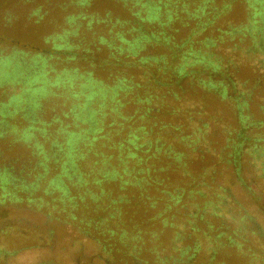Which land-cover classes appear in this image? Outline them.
<instances>
[{
    "label": "trees",
    "instance_id": "1",
    "mask_svg": "<svg viewBox=\"0 0 264 264\" xmlns=\"http://www.w3.org/2000/svg\"><path fill=\"white\" fill-rule=\"evenodd\" d=\"M108 1L116 13L67 16L49 50L0 38L11 45L0 49V211L21 214L0 223L15 242H0V264L52 250L57 228L99 246L76 264H194L204 253L205 264L219 253L264 264V245H250L263 234L227 183L264 193V0ZM45 74L56 101L44 83L30 87ZM27 90L34 101L21 104Z\"/></svg>",
    "mask_w": 264,
    "mask_h": 264
},
{
    "label": "rangeland",
    "instance_id": "2",
    "mask_svg": "<svg viewBox=\"0 0 264 264\" xmlns=\"http://www.w3.org/2000/svg\"><path fill=\"white\" fill-rule=\"evenodd\" d=\"M71 0H31L30 3L24 5L22 0H0V38L8 37V39H15L21 42L27 43L30 46L37 47V52L45 51L51 49L53 46V36L57 32H62L63 27L66 26L67 16H70L72 13H77L81 8L86 11V13L92 12H100L104 13L107 10L115 11L118 7H113L112 4L108 0H93L89 5H80L73 2L70 3ZM44 5L49 12V14H44L45 10L42 9L40 14H44L43 18L38 19V16H32L30 19L28 18L29 14L32 12L33 8ZM67 5V6H66ZM10 10L11 13L14 12L15 18L9 22L6 18V12ZM237 18L242 16V11L239 8H236ZM116 13V11L114 12ZM42 14V15H43ZM37 20V22H36ZM70 40H74L77 38L74 34H69ZM5 42V41H4ZM11 47V45L0 44V49H6ZM10 51V48L8 49ZM61 69V68H59ZM61 71V70H60ZM55 75V73H52ZM36 83H44L45 85V93L47 96L51 95L55 97L54 93H51L48 89L49 87L59 88L58 84L52 82V77L49 74H45L42 76H33L30 81V87ZM30 91H26L25 94L21 96V104H30L34 100L30 99ZM64 90L59 89L56 90V94L61 93L60 97L64 96ZM0 90V94H1ZM56 101V97L52 98ZM59 99L62 101V98ZM46 102V101H44ZM48 104L44 103V109L48 107ZM21 110V109H20ZM47 113H40L43 115L45 119L51 118V111H46ZM257 115V114H256ZM259 116V115H258ZM13 123H16V126L20 129L26 126L27 120L18 117V119L14 120ZM2 146V145H1ZM256 177L255 173L252 172V177ZM228 185L231 187V190L234 192L237 200L243 204V206L248 211L249 215L253 218L252 228L259 229L264 237V213L259 210V202H255V195H260L263 193V189L260 184H253L252 189H254L258 194H254V192H246L244 188L237 183L228 181ZM262 203H264V193ZM261 208V207H260ZM27 212V211H26ZM28 213V212H27ZM21 215L15 209H9L6 211H0V223L2 224L4 221L8 219L15 218V216ZM27 217L35 219V217H41L40 214H34L31 216L30 214H25ZM257 224V225H256ZM259 226V227H258ZM71 231H67L62 228L56 229V242H54V246L52 250L49 249H28L24 251L18 252L14 257L9 258V264H36L38 262H51L52 264H76V260L79 257L92 256L97 250H99V246L91 241L85 240L84 244H79L78 242H74L71 237L68 236ZM252 251H259V246L264 245V240H256L253 235H250ZM0 242L3 243L7 248L13 247V242L11 238L1 237ZM234 251V250H229ZM55 256V258L53 257ZM55 259V262L54 260ZM207 259H210L208 253H204L200 257H197L194 264H205ZM225 260V264H259L260 258L251 262V259L248 257H221L220 253L217 255L216 262ZM49 261V262H48ZM119 260H114V263ZM96 264H102L98 260H95ZM117 263V264H118ZM86 264V263H83Z\"/></svg>",
    "mask_w": 264,
    "mask_h": 264
}]
</instances>
